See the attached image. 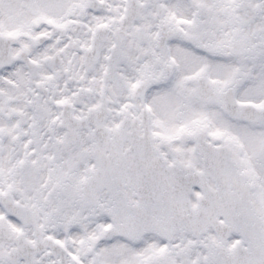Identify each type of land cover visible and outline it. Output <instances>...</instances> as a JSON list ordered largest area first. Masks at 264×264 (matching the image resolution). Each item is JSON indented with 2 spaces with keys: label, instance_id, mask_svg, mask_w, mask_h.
<instances>
[{
  "label": "snow or ice",
  "instance_id": "1",
  "mask_svg": "<svg viewBox=\"0 0 264 264\" xmlns=\"http://www.w3.org/2000/svg\"><path fill=\"white\" fill-rule=\"evenodd\" d=\"M0 264H264V0H0Z\"/></svg>",
  "mask_w": 264,
  "mask_h": 264
}]
</instances>
